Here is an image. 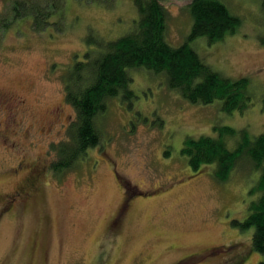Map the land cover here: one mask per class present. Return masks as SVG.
<instances>
[{
	"label": "rangeland",
	"instance_id": "1",
	"mask_svg": "<svg viewBox=\"0 0 264 264\" xmlns=\"http://www.w3.org/2000/svg\"><path fill=\"white\" fill-rule=\"evenodd\" d=\"M0 0V264H173L189 253H216L200 264H261L253 229L241 231L259 178L241 159L228 181L213 167L193 173L181 155L188 138L216 136L214 127L264 131V14L259 0H219L240 25L223 41L190 42L200 59L223 77L249 80L251 104L227 113L222 102L191 104L162 75L130 70L133 92L107 103L95 125L100 143L61 175L49 170L55 148L76 120L63 76L94 45L88 36L118 39L134 29V0H64L42 32L31 17L14 19L16 2ZM191 0H165L167 42H186ZM60 28L61 30L58 31ZM77 57V58H76ZM62 111L55 124L51 112ZM228 148L239 140L224 137ZM35 179L34 188L31 180ZM127 210L118 228L111 223ZM18 192H30L26 197ZM9 202H13L7 209ZM199 264V263H198Z\"/></svg>",
	"mask_w": 264,
	"mask_h": 264
},
{
	"label": "trees",
	"instance_id": "2",
	"mask_svg": "<svg viewBox=\"0 0 264 264\" xmlns=\"http://www.w3.org/2000/svg\"><path fill=\"white\" fill-rule=\"evenodd\" d=\"M163 1L134 0L137 14L134 29L118 39L104 41L87 37L93 49L85 51L82 60H76L63 76L65 100L75 109L76 120L69 139L55 148L57 158L50 163L51 172L63 174L89 149L99 145L100 133L95 120L106 111L108 101L118 95L125 99L134 96L129 89L130 70L144 69L162 75L167 87L191 104L208 105L219 100L227 113L244 112L249 108V80L223 77L190 47V42L199 37L206 38L210 44L223 41L235 32L240 19L232 16L219 0H191L188 4L191 31L186 42L172 47L166 38L167 12ZM260 2L264 14V0H259V5ZM63 7L64 0L19 1L13 7L14 19L30 16L34 29L42 32L47 26L56 25L49 20L54 14L61 16ZM213 131L216 136L186 139L181 155L188 158L193 173L213 167L212 175L219 182L229 180L241 159L253 164L259 178L249 195L258 193V196L250 201L244 221H234L233 225L241 231L253 229L252 249L264 259V131L254 139H250L245 130L237 132L229 127H214ZM224 137L239 139L236 147L230 150ZM33 181H30L33 185L30 190L34 188ZM123 187L129 188L127 184Z\"/></svg>",
	"mask_w": 264,
	"mask_h": 264
},
{
	"label": "flooded vegetation",
	"instance_id": "3",
	"mask_svg": "<svg viewBox=\"0 0 264 264\" xmlns=\"http://www.w3.org/2000/svg\"><path fill=\"white\" fill-rule=\"evenodd\" d=\"M61 115H62V111L60 109V107H56L55 109H53V111L51 112V116L54 117V122L56 124V122L58 120L61 119ZM35 182V179L34 181ZM124 195H123V204H122V208L117 212V214L115 215L112 223H111V229L113 228H118L119 227V223L120 221L118 219H120L123 215V213L127 210V207H128V200L130 199L129 197H127V193H128V190L124 188ZM22 195H24L26 197V199H28L30 197V192H18ZM13 205V202H9V205L7 207V209L11 208ZM216 253H213L212 251H201V252H198V253H189L187 254L186 256L176 260L173 264H200L202 263L201 261L202 260H205L207 257H209L210 255L211 256H214Z\"/></svg>",
	"mask_w": 264,
	"mask_h": 264
}]
</instances>
